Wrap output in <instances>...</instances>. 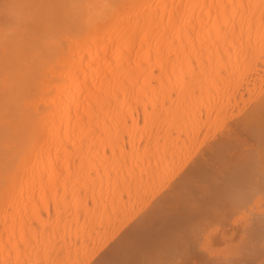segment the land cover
Returning <instances> with one entry per match:
<instances>
[{
  "label": "bare ground",
  "instance_id": "1",
  "mask_svg": "<svg viewBox=\"0 0 264 264\" xmlns=\"http://www.w3.org/2000/svg\"><path fill=\"white\" fill-rule=\"evenodd\" d=\"M0 264H264V0H0Z\"/></svg>",
  "mask_w": 264,
  "mask_h": 264
}]
</instances>
